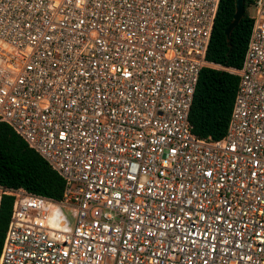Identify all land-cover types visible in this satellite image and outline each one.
<instances>
[{"label":"built area","instance_id":"1","mask_svg":"<svg viewBox=\"0 0 264 264\" xmlns=\"http://www.w3.org/2000/svg\"><path fill=\"white\" fill-rule=\"evenodd\" d=\"M220 0H0V122L63 178L6 189L0 264H264V0L242 67L206 52ZM202 67L239 77L191 132Z\"/></svg>","mask_w":264,"mask_h":264},{"label":"trees","instance_id":"2","mask_svg":"<svg viewBox=\"0 0 264 264\" xmlns=\"http://www.w3.org/2000/svg\"><path fill=\"white\" fill-rule=\"evenodd\" d=\"M252 0H244V13L231 33L230 46L225 29L235 12L234 0H220L217 17L206 52L210 63L239 69L242 67L253 27L249 11ZM239 77L227 71L202 67L193 95L189 123L191 132L202 139H219L226 133ZM0 186L23 188L53 200H60L63 178L31 148L7 123L0 122ZM14 197L2 194L0 199V252L13 208Z\"/></svg>","mask_w":264,"mask_h":264},{"label":"water","instance_id":"3","mask_svg":"<svg viewBox=\"0 0 264 264\" xmlns=\"http://www.w3.org/2000/svg\"><path fill=\"white\" fill-rule=\"evenodd\" d=\"M234 1H235V12L233 14L232 20L230 21L229 25L225 29L226 43L228 46H230L231 44L232 30L239 23L244 13V0H234Z\"/></svg>","mask_w":264,"mask_h":264},{"label":"rangeland","instance_id":"4","mask_svg":"<svg viewBox=\"0 0 264 264\" xmlns=\"http://www.w3.org/2000/svg\"><path fill=\"white\" fill-rule=\"evenodd\" d=\"M249 11L251 12V14L254 16L255 15V9L253 6L250 7Z\"/></svg>","mask_w":264,"mask_h":264}]
</instances>
